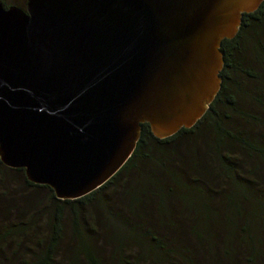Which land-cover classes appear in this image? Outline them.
<instances>
[{"label":"water","instance_id":"obj_1","mask_svg":"<svg viewBox=\"0 0 264 264\" xmlns=\"http://www.w3.org/2000/svg\"><path fill=\"white\" fill-rule=\"evenodd\" d=\"M262 0L0 3V160L57 199L124 164L146 122L192 126L219 87L221 40Z\"/></svg>","mask_w":264,"mask_h":264},{"label":"trees","instance_id":"obj_2","mask_svg":"<svg viewBox=\"0 0 264 264\" xmlns=\"http://www.w3.org/2000/svg\"><path fill=\"white\" fill-rule=\"evenodd\" d=\"M220 49L219 87L200 118L163 138L140 123L129 158L88 194L57 199L49 186L28 181L23 168L0 160V205H12L14 213L0 221V262L130 264L124 257L133 250L142 258L159 250L169 254L168 235L174 233H163L175 230L180 210L193 215L196 232L209 227L214 204L237 208L253 193L257 213L264 214V188L252 180L264 177V84L258 73L264 69V0L242 13L236 33L222 39ZM20 189L35 197L42 190L43 197H22ZM65 225L71 239L60 254ZM25 238L34 244H23ZM14 241L17 248L6 257Z\"/></svg>","mask_w":264,"mask_h":264},{"label":"rangeland","instance_id":"obj_3","mask_svg":"<svg viewBox=\"0 0 264 264\" xmlns=\"http://www.w3.org/2000/svg\"><path fill=\"white\" fill-rule=\"evenodd\" d=\"M4 1L19 8L25 2V0ZM258 71L260 80L264 84L263 67ZM237 80L242 87L244 84L248 85L244 78H237ZM249 107L247 106L246 108ZM14 179L18 182L16 176H14ZM252 180L256 184L258 183L259 187L264 188V177H258V179L253 177ZM251 184L253 186L256 185L255 183ZM18 193L22 197L32 195L31 198L36 200L39 197H43L42 190L38 191V193L36 192L37 198L30 191L23 192L20 189ZM254 194L248 195L246 197L247 202L244 204L240 203L237 208L221 207L214 204L213 209L216 210V215L212 220L208 221L209 227L202 232H196L193 229L194 220L192 214L189 215L186 211L176 210L178 212H175V214L179 215V218L173 221L177 223L175 230L172 232L164 230L163 233L165 237L170 233H174L171 236L168 235L172 247L167 249L169 254H166V257L162 254L163 250H159L160 253H156L155 256L148 254L146 258H142L137 251L133 250L130 255L125 252L124 255H129V257H124V259L129 261L130 264H264V214L257 213L258 198ZM3 204L8 207L0 205V221L13 219L14 213L10 210L12 205ZM43 222L44 219L39 220L40 224H43ZM178 222H181V224ZM40 230L42 231L43 229ZM70 239L69 227L65 225L64 240L61 243L62 250L60 254L66 253ZM34 242L32 238H25L23 244L30 246ZM15 243L16 241L9 248L7 247L6 250L4 248L6 257L10 255L9 252L11 250L17 248ZM0 264H11V262L3 261Z\"/></svg>","mask_w":264,"mask_h":264},{"label":"flooded vegetation","instance_id":"obj_4","mask_svg":"<svg viewBox=\"0 0 264 264\" xmlns=\"http://www.w3.org/2000/svg\"><path fill=\"white\" fill-rule=\"evenodd\" d=\"M6 3V2H5ZM7 6L6 7H8V6H10V5H14V4H6ZM25 6H26V0H25V2H24V5L23 6H21L20 8L22 9V10H25Z\"/></svg>","mask_w":264,"mask_h":264}]
</instances>
